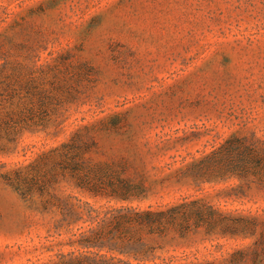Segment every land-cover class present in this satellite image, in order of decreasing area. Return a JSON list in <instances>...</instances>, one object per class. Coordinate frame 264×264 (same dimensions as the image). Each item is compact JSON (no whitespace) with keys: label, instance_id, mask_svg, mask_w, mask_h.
<instances>
[{"label":"rangeland","instance_id":"rangeland-1","mask_svg":"<svg viewBox=\"0 0 264 264\" xmlns=\"http://www.w3.org/2000/svg\"><path fill=\"white\" fill-rule=\"evenodd\" d=\"M0 75L8 109L48 100L17 142L0 135V264L78 254L87 224L68 227L66 206H120L69 180L15 190L77 135L92 169L145 184L141 207L198 201L221 214L167 238L162 260L264 264V159L240 177L222 149L241 139L264 154V0H0Z\"/></svg>","mask_w":264,"mask_h":264},{"label":"trees","instance_id":"trees-1","mask_svg":"<svg viewBox=\"0 0 264 264\" xmlns=\"http://www.w3.org/2000/svg\"><path fill=\"white\" fill-rule=\"evenodd\" d=\"M6 81L0 75V135L5 134L9 143H15L25 128L23 123L32 122L37 117L35 110L42 116H48V100L41 97L32 108L10 110L4 103L13 100L14 95ZM3 85L4 88L1 87ZM80 137L77 135L56 149V161L48 169L39 165L33 169L39 170L41 175L36 172L22 177L18 173L14 185L26 199L34 192L56 191L58 185L69 180L93 198L120 204L96 208L78 200L79 204L71 202L67 205V216L72 218L68 227L82 221L87 224V229L73 234L77 239L71 246L82 251L60 254L54 264H169L171 262L162 260L159 254L167 238L173 234L172 238H185L192 230L202 227L211 230L215 221L221 218L213 206L198 201L166 205L164 208L141 207L149 198L145 184L125 177L124 172L92 169L86 159L89 146ZM222 149L227 159L226 171L240 177H245L248 167L260 166L264 159L257 146L241 139L229 140ZM160 259L162 262H157Z\"/></svg>","mask_w":264,"mask_h":264}]
</instances>
